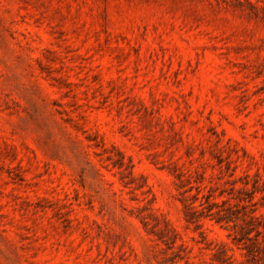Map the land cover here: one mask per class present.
<instances>
[{
  "label": "rangeland",
  "instance_id": "rangeland-1",
  "mask_svg": "<svg viewBox=\"0 0 264 264\" xmlns=\"http://www.w3.org/2000/svg\"><path fill=\"white\" fill-rule=\"evenodd\" d=\"M0 264H264V0H0Z\"/></svg>",
  "mask_w": 264,
  "mask_h": 264
}]
</instances>
